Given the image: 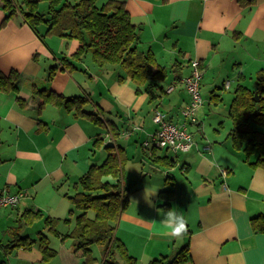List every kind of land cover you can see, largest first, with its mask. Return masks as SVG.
I'll return each mask as SVG.
<instances>
[{
    "label": "crops",
    "instance_id": "0c3cea01",
    "mask_svg": "<svg viewBox=\"0 0 264 264\" xmlns=\"http://www.w3.org/2000/svg\"><path fill=\"white\" fill-rule=\"evenodd\" d=\"M118 1L124 3L132 24L140 29V50L150 51L167 72V85L156 82L154 87L155 92L162 87L159 90L165 96L158 103L153 102L158 95L149 97L152 90L137 95L120 67H98L87 57L74 59L77 41L64 42L65 39L46 35L44 24L36 32L19 12L6 18L8 12L0 0V70L5 74L12 70L19 73V92L0 93V192L26 193L17 206L4 209L19 213L22 203L26 208L27 201L41 194L54 201L59 187L67 188L66 192L76 191L75 184L92 165L100 166L108 154H116L122 160V180L124 165L130 163L125 167L139 170L144 184L139 187L144 196L133 207L129 197L131 202L121 213L115 230L137 264L171 257L186 241L190 255L186 264H264V233L255 232L250 222L264 214L262 168L246 162L242 152L231 148L229 139L209 142L194 135L190 151L176 154L144 146L157 128L151 118L155 111L182 125L181 110L189 103V97L180 81L190 73V60L199 61L200 88L206 82L208 88L214 85L210 95L220 101L219 92L225 90L223 84L230 83V79L243 86L248 77L253 76L255 81L257 72L264 70V0ZM40 3L38 10L45 13L39 9ZM62 58L74 68L64 67ZM54 66L55 72L49 78ZM217 81H221L220 86ZM169 86H174V90L166 93ZM230 87L231 83L227 89ZM33 88L58 96L86 97L84 111L95 115L101 127L87 117L75 115L74 110L52 103L41 105L42 99L33 95ZM220 101L211 100L214 107ZM125 112L143 115L144 121L149 114L155 127L148 130L127 118L129 123L122 128L114 119L123 118ZM200 124L197 119L195 125L188 124L186 128L193 134ZM97 127L104 130L103 136ZM139 129L144 130L142 139L134 138L141 132ZM132 139L134 146L130 151ZM120 140L125 141L123 146L118 143ZM206 146L209 148L204 150ZM161 157L174 163L155 164L154 159ZM133 160L138 161L139 169ZM143 162L147 165L141 166ZM156 189L157 195L149 197L156 206L153 208L148 196ZM162 191H169L172 196L163 197ZM69 196L62 194L70 201ZM32 204L38 206L34 201ZM171 207L189 221L188 232L181 238L169 237L167 229L156 222L163 215L156 208ZM62 251L60 264L82 263L83 258L73 252V243L69 249L62 247ZM100 256L99 263L95 257L96 264L103 259L101 247Z\"/></svg>",
    "mask_w": 264,
    "mask_h": 264
},
{
    "label": "trees",
    "instance_id": "16d2710c",
    "mask_svg": "<svg viewBox=\"0 0 264 264\" xmlns=\"http://www.w3.org/2000/svg\"><path fill=\"white\" fill-rule=\"evenodd\" d=\"M2 2L3 10L8 12L6 18L19 12L34 31L37 32L36 28L44 24L47 26L46 35L77 41L79 46L73 54L74 59L80 60L89 53L98 67L114 65L123 69L135 86L137 95L150 90L156 95V82L166 77V70L156 63L153 54L140 50V29L132 24L130 14L121 1L109 0L100 7L95 0ZM40 2L46 3L45 13L38 10ZM61 60L64 67L74 68L66 58ZM54 72L55 66L50 69L49 78ZM159 89L162 90V87L159 86ZM9 92H19V73L12 70L5 74L0 70V93ZM33 95L42 99L41 105L52 103L74 110L75 115L87 117L97 125L101 124L95 115L84 111L83 107L88 103L86 97L58 96L38 88H33ZM149 97L153 99L152 94ZM213 99L220 101L215 95L211 96V100ZM227 116L231 121L227 135L231 148L242 152L245 161L250 165L264 170V70L257 72L253 89L239 84L236 86ZM253 124L263 131L252 127ZM119 150L118 148L117 151ZM154 160L157 165L171 166L174 163L166 157ZM121 166L122 160L118 155L108 154L102 165H92L89 168L75 184V193L68 197L72 204L69 213L74 217V227L65 237L72 240L74 254L83 258L81 264H96L92 246L101 247V264H120L118 258L121 264H137L136 259L128 254L125 245L115 234L120 215L129 201V190L122 184ZM108 177L113 180H106ZM160 195L169 197L172 193L162 191ZM90 211L94 214L93 218L88 217ZM41 216L40 211L26 210L21 214L22 219L28 223ZM44 221L48 223L49 229H54L53 220L45 218ZM250 222L255 232L264 233V214L252 218ZM31 244L32 240L27 236L18 235L10 245L30 247ZM41 253L43 261L54 255V251L45 241H42ZM189 257L186 241L173 256L155 258L148 264H186ZM0 264L6 263L0 261Z\"/></svg>",
    "mask_w": 264,
    "mask_h": 264
},
{
    "label": "rangeland",
    "instance_id": "374dc122",
    "mask_svg": "<svg viewBox=\"0 0 264 264\" xmlns=\"http://www.w3.org/2000/svg\"><path fill=\"white\" fill-rule=\"evenodd\" d=\"M21 0H18V3ZM96 5L99 7L101 5L100 0H95ZM105 3V2H104ZM41 11L46 10V4L40 3ZM54 37H56L54 35ZM53 38V37H52ZM59 38V37H57ZM62 39V38H59ZM54 40V39H53ZM67 42V40H64V42ZM91 58L89 54H86L83 58ZM206 80V79H204ZM160 86H166L167 82L164 80H158L157 81ZM155 83V82H154ZM221 81H217L216 85L220 86ZM231 87L230 89H226L223 84V88L225 90L220 93V98H222V101H220L216 107H214L215 104L211 102V90L214 89V85L210 86L208 88V84L202 83L200 88V94L202 97V105L198 109V117L199 121L201 122L199 127H196L193 135L202 136L205 137V141H209V139H222L227 140V134L231 127V121L227 116V109L228 106L233 98V91L235 90L237 84L239 82L232 81L230 79ZM229 83V84H230ZM255 81L254 77L247 78L245 86L251 88L253 87ZM215 86V88L217 87ZM229 87V86H228ZM157 98L153 100V102H159L160 98H164L165 96L160 93V90L157 88L156 90ZM183 96H186V94L183 92ZM189 97V95H188ZM190 100V97H189ZM168 99H166V102ZM209 105V107H208ZM209 108V110H208ZM205 110V111H204ZM164 111V110H163ZM203 112L205 113L203 115ZM126 114H123V118L114 119L115 122L118 125H122V128H125V125H127L128 119L131 122V118L134 119L135 124H137L139 127H144L148 130L153 129L155 126L151 124V118L148 114L146 117V113L144 114V117L147 119L144 121L143 115L140 117V115H134V113L125 112ZM126 115V116H125ZM197 115V113H196ZM140 124V125H139ZM97 126V124H96ZM99 126V125H98ZM101 127V126H99ZM252 127L257 128L258 130L263 131L259 126L252 125ZM98 128V127H97ZM103 128V127H102ZM143 128V129H144ZM198 128V130H197ZM102 134L104 135V130L101 128H98ZM143 129H139L141 131L138 133L134 138L136 139H142L144 138ZM225 140V141H226ZM213 141V140H212ZM229 141V140H227ZM210 142V141H209ZM120 145H124L125 141L120 140L118 142ZM213 143V142H211ZM138 144V143H137ZM134 146V140L132 139L130 143V151L131 147ZM141 150V149H139ZM140 155V152H138ZM131 154L129 155V159H131ZM135 163V167L139 169L138 161L133 160ZM130 162V161H128ZM130 163H125L126 166H129ZM141 164V163H140ZM144 164L147 165V162L141 164V166ZM123 168V184L125 187L130 191V201L133 206L138 205V201L140 198L144 196V193H142L141 190H139V187H143V183L141 182V179L139 178V170H130L129 168L125 167ZM59 192L57 193V197L54 199V201L47 199L48 196H45V194H41L37 197V199H31L27 201V207L32 212H36L37 210L42 213L41 217H37L32 221L31 223H28L25 221V219H22L21 214L25 211L26 208H23V203L21 204V207H19V213H17L16 210L14 211H6L5 209L0 210V261H4L6 264H60V259L62 258L61 255L63 254L62 247H65L69 249L72 245V240L68 237H65L68 233H70L74 227V217L69 213V209L71 208V202L62 197V194L67 193L68 195H73L75 191H67L65 187H59ZM144 199V198H143ZM38 206H33V201ZM10 210V209H8ZM94 214L93 212L88 213V217L93 218ZM50 218L55 222L54 229H49L48 223H46L44 220L45 218ZM27 236L29 239L32 240V244L30 247H22V246H13L10 245L11 242L16 238V236ZM42 241H45L48 245V247L54 251V255L50 257L47 261L42 260V253H41V245ZM93 256L97 258V262L99 263L101 260L100 256V247L99 246H92L91 247ZM119 263L120 259L118 258Z\"/></svg>",
    "mask_w": 264,
    "mask_h": 264
},
{
    "label": "built area",
    "instance_id": "2783aa9c",
    "mask_svg": "<svg viewBox=\"0 0 264 264\" xmlns=\"http://www.w3.org/2000/svg\"><path fill=\"white\" fill-rule=\"evenodd\" d=\"M190 73L182 78L180 83L188 93L189 103L181 110L183 118L182 125L172 123L160 111H155L152 116V122L157 126L156 130L148 136L144 142V146H151L155 149L170 150L173 153H187L194 146V135L188 132L186 126L188 124L195 125L197 123L196 113L202 105V97L200 94V82L202 73L199 61L196 59L189 61ZM229 82L224 84L227 89ZM174 90V86L166 88L165 92L170 93ZM206 146L203 149L207 150ZM26 197L25 192L11 194L5 190L0 192V210L4 208H14L19 202Z\"/></svg>",
    "mask_w": 264,
    "mask_h": 264
},
{
    "label": "clouds",
    "instance_id": "9594fccd",
    "mask_svg": "<svg viewBox=\"0 0 264 264\" xmlns=\"http://www.w3.org/2000/svg\"><path fill=\"white\" fill-rule=\"evenodd\" d=\"M157 195V189L153 191L148 196V201H150L149 206L155 208V204L151 202L149 197H154ZM163 214L162 218L157 223L161 224L164 229H167V235L173 239L181 238L188 232V219L187 217L175 210L174 207H171L168 210L162 208H156ZM151 222V221H146Z\"/></svg>",
    "mask_w": 264,
    "mask_h": 264
},
{
    "label": "water",
    "instance_id": "95a60500",
    "mask_svg": "<svg viewBox=\"0 0 264 264\" xmlns=\"http://www.w3.org/2000/svg\"><path fill=\"white\" fill-rule=\"evenodd\" d=\"M151 94H152V96L154 97V95H153L152 91H151ZM255 95H257V94L255 93ZM255 100H256V97H255Z\"/></svg>",
    "mask_w": 264,
    "mask_h": 264
}]
</instances>
